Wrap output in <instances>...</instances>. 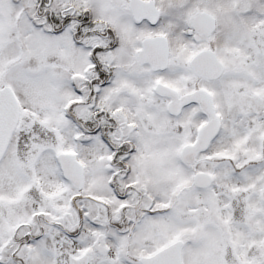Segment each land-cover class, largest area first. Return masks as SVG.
Masks as SVG:
<instances>
[{"label": "snow or ice", "instance_id": "obj_1", "mask_svg": "<svg viewBox=\"0 0 264 264\" xmlns=\"http://www.w3.org/2000/svg\"><path fill=\"white\" fill-rule=\"evenodd\" d=\"M0 264H264V0H0Z\"/></svg>", "mask_w": 264, "mask_h": 264}]
</instances>
